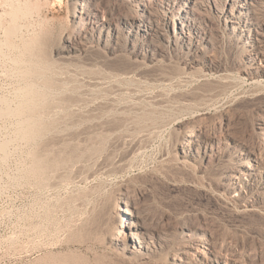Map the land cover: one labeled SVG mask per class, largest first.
I'll use <instances>...</instances> for the list:
<instances>
[{
  "label": "rangeland",
  "instance_id": "rangeland-1",
  "mask_svg": "<svg viewBox=\"0 0 264 264\" xmlns=\"http://www.w3.org/2000/svg\"><path fill=\"white\" fill-rule=\"evenodd\" d=\"M75 1L0 0V264H171L167 253L142 258L110 245L122 192L145 229H197L222 264H264V163L239 190L226 179L264 157V73L254 70L264 67L255 57L264 53V6L258 37L241 25L233 32L213 10L210 28L195 24V54L166 26L144 37L149 50L128 24L116 42L79 44ZM98 3L131 12L126 0ZM195 58L194 75L185 67ZM208 60L216 81L201 78ZM191 125L201 145L188 144Z\"/></svg>",
  "mask_w": 264,
  "mask_h": 264
},
{
  "label": "bare ground",
  "instance_id": "bare-ground-1",
  "mask_svg": "<svg viewBox=\"0 0 264 264\" xmlns=\"http://www.w3.org/2000/svg\"><path fill=\"white\" fill-rule=\"evenodd\" d=\"M226 1L227 0H225L223 7L219 11L218 9L219 0H126V2L129 4V8L131 9L130 10L131 12L129 16L128 15L122 16L118 14L119 12L115 14L107 10L105 7H101L98 3V0H81L80 10L77 9L74 15L75 20H77V22L80 24V27H78L79 29L77 30V34L75 37H76V40L82 41L79 44L83 42L85 43L86 40L90 41L93 39H96L99 43L102 42V40L108 41V42L110 41L116 42V40L119 39L118 29L120 28V26H126L128 24L129 26L131 25L134 26L136 29V32H139V36H141V39L139 40V44L137 46L139 47L144 46L146 49H148L149 48L148 45L143 40L144 37H146L148 34L153 35L155 37L159 33L163 32V29L166 26L167 28L171 27L173 31V37L175 38L176 41H179L183 46L184 44H186L187 46H189V48L193 50V52H195V54H197L200 52V47H199L200 43H197V44L194 43L195 39L193 38H196L198 34L197 27L195 24L198 25V28L201 25L207 26V29L210 28L208 26V22L211 21V15H212L211 13H213V10L217 11V13H219L218 15L223 16L226 24L227 23L235 24V26L231 27L233 32H235L236 29H239L238 26L241 25L243 28H246L248 35H250V32L253 30L254 26L259 27L260 18L258 17V7L260 6L262 8L264 6V0H238L236 2H233V4L231 5H228ZM174 6H176V9H177L176 11L173 10ZM170 9L172 10L169 11ZM160 10L166 11V12L163 11L164 14L162 15V17L158 15V11ZM100 14H102L104 17L99 18L101 16ZM185 30L187 32H185ZM253 32L256 33L258 37L257 31L253 30ZM128 36L130 37L129 34ZM128 40L130 41L132 39H128ZM141 40H143L144 42H142ZM204 40L206 41V39ZM253 40L257 41L258 39L254 37ZM66 43L67 44H65V50L75 49L76 44L73 42V40L72 42L69 40L68 41L66 40ZM152 43H154V41H152ZM202 43H205V42H202ZM134 49L136 50V48ZM134 49L133 51H135ZM194 55L191 54L190 56L195 57ZM255 57L260 63H264V53L263 52L262 53L259 52ZM197 62L198 60H196V58L194 59V61L189 60L186 63L185 68L189 69V72H191L192 74L194 73V75L196 73H199L197 70L198 65H196ZM35 69H32L31 71L33 70L35 71ZM190 70H193V72ZM254 70L257 73H264V67H261V66L255 67ZM194 71H196V73ZM215 71L216 69H215L213 62L211 60L205 61L202 65V70L200 72V75L202 76L201 78H204L206 80L208 79L209 81L210 78L213 79ZM37 72L38 71H36V73ZM184 72H186V70ZM38 73L40 74V72ZM38 73L36 75H38ZM32 75H34V73ZM214 80L215 79H213V81ZM209 82H212V81H209ZM29 90H30V87H29ZM37 92L35 90V93ZM39 95H41L40 92H39ZM26 97H29V96H26ZM33 98L34 97H32V99ZM36 98H37V95L35 99ZM42 98L44 99L45 96ZM42 98H40L41 102H42ZM27 101L23 100V102L28 103ZM41 102H40V106H42ZM47 103L50 104L49 102H46L45 107ZM23 104L25 105V103ZM28 105L26 104V106ZM33 105L34 104H32V106ZM36 105H39V102L38 103L36 102ZM40 109L41 108H39V111ZM29 111H28V114H29ZM35 112H33L32 114H34ZM41 112H44V111H42L41 109ZM40 114L41 113H39V115ZM40 117L38 119H40ZM32 118L37 119L35 117H32ZM41 120L42 119H40L39 121ZM27 122L28 120L26 121V123ZM34 122L32 121L31 124H33ZM43 122L44 121H41V123ZM31 124L29 123V125ZM36 124H37V121H36ZM26 125L24 126L25 128H26ZM44 125L45 127H49V125L46 126L47 123L46 124L44 123ZM191 126H192V128L190 129L191 133L190 135L187 136V137H191L190 138L191 142L188 141V144H190L192 147L201 145L202 138L200 137V132H199L200 129L199 130L197 129L198 131H196V128H195V131H194L193 125ZM42 128L43 127L40 126V129L43 131L45 128L43 129ZM48 129L49 128H47V130ZM24 131L22 130L21 132L23 133L21 134L23 135L26 133L24 136L25 137L27 136L30 138V136L32 135L31 130L30 131L27 130V132H24ZM39 132H40V135H42L41 134L42 132L41 131ZM38 134L39 133H37V135ZM33 136L35 137L36 135H33ZM241 155H246V154H241ZM38 161L40 162V160ZM252 161L256 164L255 167L250 168L246 164H238L237 167L231 170V173H233V176H231L230 174L229 176L226 177L227 181L228 180L229 182L233 181L231 182L232 184L236 182L233 186V189H237V190L241 189V188H238V186H240V184L242 183H245L243 181L245 180L246 177L247 179H250V178L253 179L254 177H257L258 168L260 167L261 164L264 163V157L262 156V153H260L258 156L253 155ZM36 163H38L37 160H36ZM35 164L34 166L38 167V165L37 164L35 165ZM41 164H42V161H41ZM46 166H48L47 163H46ZM39 167L38 169L41 170L42 167L41 168ZM33 169L32 171L35 172L36 169L35 170ZM43 170H41V172ZM43 173L45 174L47 172H43ZM39 174L40 173H38V176ZM44 178L43 179L41 178L40 180H45ZM44 182L40 184H43ZM113 208H115V211L113 210L115 213L114 215L117 218V221H119V223L121 222V225H120V230H118L117 228L115 232L116 234H113V233H112L113 235L111 234V236L109 237V243L110 245L114 247H118L121 251L127 254H130V255H134V256H138L142 258L143 257L146 258L147 256H149L151 253H154V252H157V253L159 252L162 254L167 253V255L169 254V259L172 262L171 264H222L223 259L221 255H219V253L215 250V247L213 246L211 240L207 239L205 234L200 235L197 229L190 230V229H187L186 227H180V226L179 228H177L178 230L175 232L166 231V230L162 231L161 229H158V228L145 229L144 228L145 219H143L142 211L139 209L136 203H134L133 201H130V199L126 196V193L124 192L119 194L117 203L115 201V207L113 206ZM121 229H124V231H122ZM151 247L154 248L153 251Z\"/></svg>",
  "mask_w": 264,
  "mask_h": 264
}]
</instances>
